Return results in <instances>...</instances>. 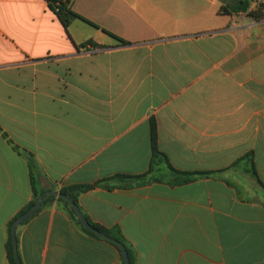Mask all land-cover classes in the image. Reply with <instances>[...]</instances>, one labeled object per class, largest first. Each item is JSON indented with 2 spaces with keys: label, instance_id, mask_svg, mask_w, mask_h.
<instances>
[{
  "label": "crops",
  "instance_id": "crops-1",
  "mask_svg": "<svg viewBox=\"0 0 264 264\" xmlns=\"http://www.w3.org/2000/svg\"><path fill=\"white\" fill-rule=\"evenodd\" d=\"M70 1L65 28L46 0H0V264L32 175L45 192L102 183L78 204L131 264H264V18L222 0ZM152 121L169 161L153 168ZM17 241L22 264H125L58 200Z\"/></svg>",
  "mask_w": 264,
  "mask_h": 264
},
{
  "label": "trees",
  "instance_id": "trees-1",
  "mask_svg": "<svg viewBox=\"0 0 264 264\" xmlns=\"http://www.w3.org/2000/svg\"><path fill=\"white\" fill-rule=\"evenodd\" d=\"M46 1L48 2V6H49L50 10H52L57 15L58 19L64 25L65 28H68L73 23L74 20L81 19V17L78 14H76L72 9V1H70V0H46ZM220 13L221 14H227V15H231L234 13H243V14H246L247 16H250L251 18H254L256 20H261L264 18V4H260L259 6L252 8L251 4L247 1H245L241 4H237V5H229V4H227V0H224V1H222L221 7H220ZM88 44L95 45L93 43V41L88 42ZM95 46H97V45H95ZM0 131L2 132L1 128H0ZM2 134L5 138H8V135L6 133L3 132ZM151 142H152V150H153V153H152V168H153L155 166L157 159H161V160L163 159L165 161H168L166 155L164 153H162L158 148L157 128H156V124L154 121L151 122ZM14 148L18 152L25 154L24 150H21L20 148H18L16 146H14ZM27 155L29 156L28 153H27ZM170 168L172 170L176 171L171 165H170ZM176 172H179V171H176ZM182 174L185 175L184 179L182 180L183 182H187L190 179H192L191 173L183 172ZM198 175H202V173L197 174V176ZM141 177L142 176L132 177V178L136 179V178H141ZM124 178H130V177H126L123 175L118 176V179H124ZM99 184H102V183L87 184V185H76V186H69V187L62 186L58 189V191L65 194L66 196H68L74 202H76L78 204V199H79L81 194L93 189L96 185H99ZM32 187H33V194H34L33 199L30 201V203L24 209H22L19 212V214L16 216V218L19 217L24 212H26L28 209H30L35 204L38 197L42 193L45 192V190L39 189L37 187V185L35 183V177L33 175H32ZM51 200H58V201L62 202L64 204V206L66 207V209L68 210L70 216L73 218V220L78 225H80L86 233L97 238V236L94 233H92L91 231L86 229L81 224V222L78 220L77 216L75 215V212L72 209V207L67 202H65L64 200L58 199L54 196H50L43 202L41 208L43 206H45L47 204V202H49ZM88 220L98 230H100L103 233H105L106 235L120 241L121 243H124L122 237L115 235L112 231L106 229L102 225L94 223L90 219H88ZM12 224H13V221L8 226L7 247H8V256H9L10 262H11V264H15V260L13 257L12 239H11Z\"/></svg>",
  "mask_w": 264,
  "mask_h": 264
},
{
  "label": "water",
  "instance_id": "water-1",
  "mask_svg": "<svg viewBox=\"0 0 264 264\" xmlns=\"http://www.w3.org/2000/svg\"><path fill=\"white\" fill-rule=\"evenodd\" d=\"M227 4L235 5L236 4V0H227ZM50 196H54V197H56L58 199H62L65 202H67L72 207V209L74 210L75 215L77 216L78 220L81 222V224L86 229H88L89 231L94 233L97 237H99V238H101L103 240H106V241H108L110 243H113L116 246H118V248L122 251V255H123L125 264H131L125 245L123 243H121L120 241H118V240L106 235L102 231H100L97 228H95L89 222V220L85 217V215L82 212L80 206L76 202H74L71 198H69L65 194L61 193L60 191H46V192L42 193L38 197V199L36 200L35 204L30 209H28L26 212L21 214L13 222L12 227H11V239H12L13 257H14V260H15V264H22V261H21L20 255H19L18 241H17V230H18V228L20 227L21 224H23L24 222H26L29 219H31L40 210L43 202Z\"/></svg>",
  "mask_w": 264,
  "mask_h": 264
}]
</instances>
